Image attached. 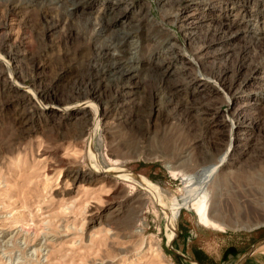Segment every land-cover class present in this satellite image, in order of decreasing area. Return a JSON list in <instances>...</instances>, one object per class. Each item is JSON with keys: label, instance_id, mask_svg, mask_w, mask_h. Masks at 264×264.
I'll use <instances>...</instances> for the list:
<instances>
[{"label": "rangeland", "instance_id": "rangeland-1", "mask_svg": "<svg viewBox=\"0 0 264 264\" xmlns=\"http://www.w3.org/2000/svg\"><path fill=\"white\" fill-rule=\"evenodd\" d=\"M125 1L117 28L132 22L141 38L129 96L91 77L112 36L98 37L97 16L114 0H85L74 16L72 0H0V56L29 92L0 61V264H196L183 261L191 246L219 264H264V0ZM86 100L102 108L98 127L92 113L63 110ZM232 124L233 155L207 186L209 220L223 230L203 227L181 203V174L216 163Z\"/></svg>", "mask_w": 264, "mask_h": 264}, {"label": "bare ground", "instance_id": "bare-ground-1", "mask_svg": "<svg viewBox=\"0 0 264 264\" xmlns=\"http://www.w3.org/2000/svg\"><path fill=\"white\" fill-rule=\"evenodd\" d=\"M72 1L73 2H71V4H70L71 5L70 12H71V16H74V12L79 9L78 8L79 5L81 3H83L85 0L82 2L81 1H74V0H72ZM84 3H86V2H84ZM130 11L131 10L128 6L127 1H125V0H114L113 3H110V4L107 3L106 6L104 7V10L102 11V13H99V15L97 16L98 17L97 21L99 22V20H100V22L97 23V25L99 26V28L97 27L98 28V30H97L98 37L100 38L109 32L111 33L112 36L109 37L110 40L106 44L104 43V46L98 48L97 54H96V56H99V57L101 56L102 60L107 62V64H105V65L103 64L104 66H102L99 69H96L95 72H93V74L91 76L92 78L95 76V77H98L99 80L105 79L111 83L117 84L118 87L122 88L121 90H122L123 96L131 95L134 92L135 88H137L139 86V68L133 64H134V61L136 59L137 50L139 49V46L141 43V38L139 37L140 35H139L137 30H135V32L132 31L133 29L131 27L132 26L131 20H130L131 23L128 22L129 24L126 26H123V28L122 27L117 28V26L122 25L123 21H126L129 19ZM190 17L191 16H189V18ZM184 18H185L184 19L185 22L183 21L184 26L188 27L186 24V21H187L186 19L188 17H184ZM192 18H194V17H192ZM93 23H94V21H93ZM195 23H197V22H195ZM221 27L218 30L219 33H221V32L225 33L226 32L225 29L232 28V26L230 24L229 25H222ZM219 33H216V34H219ZM174 48H175V46L172 45L171 47L168 48L167 51H169L171 54L174 55V57H173L174 59H177L178 57H181L182 54H176ZM123 54H128V56L130 55V57L125 60V55H123ZM167 58L169 59V57H167ZM169 60H171V59H169ZM0 61L4 62L8 67L9 78L11 80L12 86L15 87L16 89L20 90V91H23L22 93H24V94L29 93V92L25 91L23 89V87L20 85V83L18 82L19 77L17 78V71L11 66V63L1 56H0ZM185 63H187V65H192V66L194 65L196 67H199L197 60L192 55H190L188 57V61ZM166 68H167L166 72L168 73L171 67L167 65ZM94 73H96V74L94 75ZM90 75H91V73H90ZM91 77H90V79H91ZM200 77H202V76H200ZM203 82H204V84H202V85L209 84L210 82H212L216 85L218 84L215 81V79L213 80V79H210L207 77L203 80ZM97 85H98L97 87H94L92 85L93 86L92 89H93L94 94H96L98 91H101V89H102L99 87V84H97ZM31 96H32L33 100L36 102L37 106L41 107L43 110L44 109L45 110L51 109V107H53V106H48V104L44 100V97L39 92L33 91V93H31ZM94 98H96V97H94ZM63 110L67 111V112H75L76 114L78 112H80V113H83L84 115L92 113L93 114L92 115V125H94L96 127H98V122L102 121L101 119H103L102 108L99 105H97V103H95L93 100H86L82 103H79L77 106H67V107H64ZM89 121H91V119H85L84 124H86V123L89 124ZM77 122H79V121H77ZM92 125H91V127H92ZM235 129L236 128L232 124L231 130H230L229 144L227 146V149L219 157V159L217 160L216 163L210 164V165L202 168L200 171H198L194 175H187V174H181L180 173L182 176V180H184V183H185V186H184L185 196H184L183 200L181 201V203L186 208H188L189 211H193V213L197 217V222L203 227L223 230L222 226H220L221 228H216L215 226H212L211 225L212 222L209 220L210 217H209L208 203H209V194L210 193L207 189V186L210 183H212V181L216 175H219L221 168H223V166H225V164L229 160V157L231 155H233L232 152L234 150V132H235L234 130ZM98 168H99V170H98L99 173L102 174V178H104V179L108 178V177L115 176V174H113L112 171H107V170L101 168L100 165L98 166ZM171 174L173 176H176L178 173L171 172ZM77 179H78V176L75 178L74 181H76ZM130 179L132 181H134L133 178H130ZM143 181H144L143 183L146 184L145 189H147L151 193H155V195L158 194L156 191V187L154 186V184L152 182H150L148 180H143ZM162 205L165 208L164 214L166 217V222L171 223V221L174 220L175 215L170 210L169 206L165 204V202H162ZM121 206H122V204H121ZM121 206H118L116 208V211H118L119 214H121L123 212L122 211L123 208ZM119 214H117V215H119ZM125 214H126L125 216L128 218L129 214H130L129 210ZM141 226H142V224L139 223V227H141ZM140 230L141 231H138V232L142 233L143 229L140 228ZM6 243H7L6 237L0 235V251L3 247H5Z\"/></svg>", "mask_w": 264, "mask_h": 264}, {"label": "crops", "instance_id": "crops-1", "mask_svg": "<svg viewBox=\"0 0 264 264\" xmlns=\"http://www.w3.org/2000/svg\"><path fill=\"white\" fill-rule=\"evenodd\" d=\"M261 244L257 246V249L264 246V243ZM254 251L255 250L250 251L249 254H251L252 252L254 253ZM186 254H187L186 258H184L183 261L195 262L196 264H219L220 259L222 258V257H218L217 255L213 256L212 252L207 251L202 247H196V246H191L190 254L188 252H186ZM259 254L264 256V251H261Z\"/></svg>", "mask_w": 264, "mask_h": 264}, {"label": "water", "instance_id": "water-1", "mask_svg": "<svg viewBox=\"0 0 264 264\" xmlns=\"http://www.w3.org/2000/svg\"><path fill=\"white\" fill-rule=\"evenodd\" d=\"M263 243H264V240H263ZM255 249V247L253 248V250Z\"/></svg>", "mask_w": 264, "mask_h": 264}]
</instances>
